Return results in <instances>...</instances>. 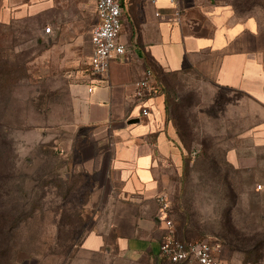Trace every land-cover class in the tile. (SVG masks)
<instances>
[{"label":"rangeland","instance_id":"rangeland-1","mask_svg":"<svg viewBox=\"0 0 264 264\" xmlns=\"http://www.w3.org/2000/svg\"><path fill=\"white\" fill-rule=\"evenodd\" d=\"M212 1L229 4L237 16L254 17L264 30V0ZM41 6L33 15L8 19L0 0V69L20 67L0 95V124L12 149L4 150L9 157L2 166H9L12 200L21 211L18 225L0 239V264H154L146 256L119 252L113 236L107 250L84 246L89 231L108 224L114 206L113 200L104 203L109 189L102 172L82 166L92 151L84 141L87 130L76 123L71 94L86 68L95 15L88 0ZM65 8L67 16L56 20ZM131 17L129 8L122 28L127 45L135 44ZM46 26L48 35L42 32ZM149 70L157 75L167 117L191 161L167 196L186 218L182 229L194 231L190 239L220 242L223 264H264V197L256 187H245L247 179L223 158L257 109L196 70L168 73L155 65ZM178 214L170 217L173 225L181 221Z\"/></svg>","mask_w":264,"mask_h":264},{"label":"crops","instance_id":"crops-1","mask_svg":"<svg viewBox=\"0 0 264 264\" xmlns=\"http://www.w3.org/2000/svg\"><path fill=\"white\" fill-rule=\"evenodd\" d=\"M69 1L3 0V12L12 19L33 15L41 5ZM178 5L181 14L176 21L171 17V0H157L154 5L131 0L125 13L130 8V20L137 25L135 44L127 45L121 35L125 56L109 64L102 82L93 85L91 92L83 76L71 86L75 120L87 130L84 141L92 151L82 166L102 172V184L109 189L104 203L114 202L108 224L87 233L84 246L89 251L107 250V239L113 236L119 252L143 255L158 264L159 243L166 230L157 218V198L175 192L191 161L167 117L154 73V91L142 102L135 97V83L153 65L168 73L196 70L218 89L241 93L253 104L257 111L223 158L234 173L247 179L245 187L259 185L254 192L264 197V30L254 17L237 16L226 3L178 0ZM65 10L56 20L67 16ZM156 10L160 16H155ZM142 107L147 116H141ZM175 214L171 207V219Z\"/></svg>","mask_w":264,"mask_h":264},{"label":"built area","instance_id":"built-area-1","mask_svg":"<svg viewBox=\"0 0 264 264\" xmlns=\"http://www.w3.org/2000/svg\"><path fill=\"white\" fill-rule=\"evenodd\" d=\"M94 10L95 24L90 32V53L85 65L83 77L89 80L88 92L92 91L93 85L100 84L102 77L107 71L109 64L125 56V44L121 41L124 13L131 0H88ZM154 3L157 0H143ZM173 11L171 17L179 21L180 8L178 0H171ZM160 10L155 11V16H160ZM44 35L51 33V27L42 29ZM154 74L146 70L142 78L135 83V97L143 101L153 91ZM148 111L141 108V116H147ZM259 185L256 189H260ZM159 209L157 218L164 224L166 230L162 237L157 259L169 264H223L221 251L222 245L218 241L207 239L181 240L174 235V225L170 219V203L166 195L157 198Z\"/></svg>","mask_w":264,"mask_h":264},{"label":"trees","instance_id":"trees-1","mask_svg":"<svg viewBox=\"0 0 264 264\" xmlns=\"http://www.w3.org/2000/svg\"><path fill=\"white\" fill-rule=\"evenodd\" d=\"M2 66L6 67L5 62L2 63ZM19 69H20L19 66H17V69H15V70H12V69L6 70L4 68L0 69V95L2 94L3 90L11 83V81L15 80V78H16L15 73ZM155 79L157 80V75H155ZM1 97H0V99H1ZM2 99L0 100V113L4 109V107H2V105H1ZM167 104H168V101L165 99L166 111L168 109ZM1 125L2 124H0V126ZM1 127H3V126H1ZM5 133H6V128L3 127V132L0 135V239H4V236L5 237L7 236L6 233H11L12 230L18 225V222L20 219L19 215L21 213L19 204L17 202H13L15 200H12L13 191H12V187H11L12 184L10 183L12 176H11V173L8 172L9 166H6V168L4 166H2V162L5 165L8 162V157H9L8 155H7L8 157L4 156V154H3L4 150L5 151H11L12 150L11 144L6 139ZM186 159L189 160L188 157H186ZM185 163H187V162L185 161ZM186 167H188V166H186ZM186 167H185V169H186ZM3 198H5L4 201L2 200ZM11 202H12V204H9ZM173 209L178 214V212L180 210L179 206H175V204H174ZM178 215H179V219H181V221H180L181 224L174 227V230H173L174 235L177 238H179L178 236H179V234H181L182 237L185 236V238H187V239H181V240H193V239H190V237H191V233H193L194 231L187 229V228L182 229L183 228L182 227L183 222L186 221V218H184L181 214H178ZM158 264H169V263L164 262V261H160Z\"/></svg>","mask_w":264,"mask_h":264},{"label":"water","instance_id":"water-1","mask_svg":"<svg viewBox=\"0 0 264 264\" xmlns=\"http://www.w3.org/2000/svg\"><path fill=\"white\" fill-rule=\"evenodd\" d=\"M136 122L135 120L130 121V123Z\"/></svg>","mask_w":264,"mask_h":264}]
</instances>
